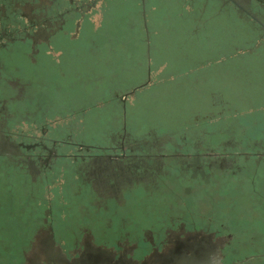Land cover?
<instances>
[{"label":"flooded vegetation","instance_id":"flooded-vegetation-1","mask_svg":"<svg viewBox=\"0 0 264 264\" xmlns=\"http://www.w3.org/2000/svg\"><path fill=\"white\" fill-rule=\"evenodd\" d=\"M222 17L244 24L256 34L252 39L257 43L252 46L258 51L264 47V0H0L2 165L22 174L26 182L37 181L36 188H45L49 196L50 180L67 173L68 188L79 190L74 194L90 190L92 212L97 211L95 198L107 202V207L110 203L124 206L135 187H142L149 195L166 186L170 176L183 182L198 178L211 182L216 172L236 175L251 161L256 167L264 165V154L252 151L247 139L238 141L245 149L238 152L227 151L231 145L225 139L211 140L209 132L204 135L205 143L192 134L185 139H168L163 147H157L147 138H136L130 128L129 103L153 81L154 67L163 66L161 61L165 60L159 57L169 50L179 53L192 41L206 38L212 22ZM166 35L174 41L171 46L165 42ZM236 45L225 52L229 56L205 57L201 65L234 58L231 51ZM104 50L115 55L123 52L125 64L131 63L132 55L142 66L145 80L120 88L111 83L101 98L90 95L85 104L50 114L41 99L46 84L55 82L62 91L58 81L62 84L70 78L69 66L87 51L101 61ZM73 69L76 82L103 81L96 70L83 75ZM118 80H130V73ZM105 107L116 111L110 120L118 126L107 129L101 141L77 138L83 118L91 112L98 120ZM60 114L64 115L56 117ZM182 210L189 213L186 219H162L157 227L131 232L135 237L131 244L122 243L117 232L107 245L105 235L104 239L96 237L88 227L89 236L73 233L64 250L61 245L65 240L61 235H57L60 240L56 237L53 224L49 228L43 224L33 235L29 256L22 251V257L28 264H244L264 257V252L252 250L240 260L234 233L221 222L225 220L205 216H215L214 209L198 216L186 204Z\"/></svg>","mask_w":264,"mask_h":264},{"label":"rangeland","instance_id":"rangeland-1","mask_svg":"<svg viewBox=\"0 0 264 264\" xmlns=\"http://www.w3.org/2000/svg\"><path fill=\"white\" fill-rule=\"evenodd\" d=\"M255 35L238 20L222 17L212 22L206 38L192 41L179 53L169 50L167 55L159 57L165 60L161 61L163 66L161 69L154 67L153 81L129 103L133 135L163 147L168 139H185L192 134L205 143L207 137L204 135L209 132L211 140L225 139L230 143L229 152L245 150L239 147L238 141L247 139L252 151L264 154V47L258 51L252 46L257 43L252 39ZM165 42L174 41L166 35ZM235 44L238 49L247 46L253 49L235 48L231 51L234 58L201 65L205 57L229 56L225 52ZM124 58L123 52L115 55L104 50L101 61L97 62L96 54L87 51L78 62L69 66L70 78L62 84L58 81L62 91L59 92L55 82L46 84L42 104L53 115L85 104L90 95L94 99L101 98L112 87L111 83L120 88L143 82L146 77L139 61L131 55V63L125 64ZM74 67L83 75L96 70L103 81L76 82ZM129 73L130 80H118ZM114 116L116 111L107 107L100 110L98 120L95 113L89 112L81 121L76 137L86 141L104 140V132L118 126L116 121L110 120ZM1 161L0 264H28L22 251L29 254L33 235L43 224L45 228L53 224L56 237L65 240L61 245L64 250H67L65 242L71 241L73 233L83 232L89 236L88 227L96 237L104 239L105 235L107 239L103 242L107 245L117 232L122 243L128 241L131 244L135 241L132 233H140L143 227H157L162 219H186L189 213L182 210L185 204L197 216L214 209L215 216H205L225 220L221 222H226L228 226L225 224L224 227L233 231L240 260L246 259L248 251L264 252V165L256 167L251 161L249 167L241 168L240 172L244 171L236 175L216 172L211 182L201 178L183 182L170 176L166 186L161 185L149 195L142 187H135L127 195L124 206L110 203L107 207V202L95 198L93 206L97 211L92 212L88 205L90 190L83 189L80 195L74 194L79 190L68 188L67 173L66 177L50 180L49 196L45 188H36L37 181L28 179L26 182L22 174L3 166ZM238 164L242 166L243 163ZM180 175L189 178L186 174ZM49 197L53 205H50ZM215 200L217 203L214 204ZM120 202L125 204L122 197ZM45 218L47 223H44ZM244 264H264V257Z\"/></svg>","mask_w":264,"mask_h":264},{"label":"water","instance_id":"water-1","mask_svg":"<svg viewBox=\"0 0 264 264\" xmlns=\"http://www.w3.org/2000/svg\"><path fill=\"white\" fill-rule=\"evenodd\" d=\"M134 92H135V89L131 93H134Z\"/></svg>","mask_w":264,"mask_h":264}]
</instances>
